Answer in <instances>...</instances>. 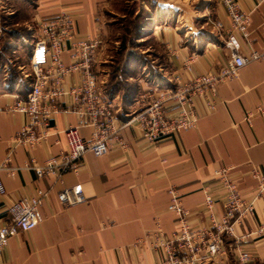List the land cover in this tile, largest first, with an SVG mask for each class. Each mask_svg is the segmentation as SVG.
Wrapping results in <instances>:
<instances>
[{"label": "crops", "instance_id": "0c3cea01", "mask_svg": "<svg viewBox=\"0 0 264 264\" xmlns=\"http://www.w3.org/2000/svg\"><path fill=\"white\" fill-rule=\"evenodd\" d=\"M108 2L36 0L33 6L36 24L66 12L74 18L78 41L95 37L97 27L104 37L108 28L100 14ZM153 2L165 7L163 17L158 19L152 12L137 40L141 42L139 46L153 42L158 49L140 47L137 52L138 49L127 43L121 62L115 64L116 60L109 61L103 48L93 66L98 84L114 108L116 121L121 124L127 123L139 110L136 103L139 96L187 83L193 76L214 75L230 61L222 36L208 21L210 18L227 22L218 0ZM236 2L250 18L251 44L242 43L241 49L245 54L249 49L261 52L264 0ZM187 61L191 71L185 67ZM63 62L70 64L66 54ZM77 84V73L66 75L62 84L66 95L61 99V107L73 102L70 92ZM17 93L23 99L26 96L15 87V81L11 86L0 82V161L13 149L11 166L19 168L32 161L43 165L65 151L62 131L75 126L77 117L71 112L58 114L51 121L55 129L45 143L33 149L26 145L14 146L12 137L26 124L24 115L7 110L15 103L13 95ZM217 100L215 111H203L196 129L179 132L155 147L142 140L136 126L124 127L120 136L126 148L113 144L101 157L86 152L78 173L65 174L61 183L53 176L38 178L31 169H20L14 177L0 172L6 192L0 199V228L10 221L8 204L21 197H34L39 192L47 194L40 204L41 223L9 238L0 255V264L160 263L164 253L152 251L143 241L156 222L168 237L178 230L177 218L168 211L169 189H176L183 208L188 211L190 226H206L205 187L217 170L224 168L231 170L233 182L237 183L243 199L252 204V211L235 223L233 236H224V254L211 264H238L236 247L251 257L247 264H264V236L247 237L264 224V192L258 194V182L250 175L255 167L264 175V117L254 116L245 121L248 111L264 103V61L248 63L237 78L220 84ZM91 132L89 127L79 130L82 138H88ZM74 185L83 188L86 202L64 208L59 205L57 194L63 187ZM208 190H213L214 199L219 200L218 216L223 195L213 185Z\"/></svg>", "mask_w": 264, "mask_h": 264}, {"label": "built area", "instance_id": "2783aa9c", "mask_svg": "<svg viewBox=\"0 0 264 264\" xmlns=\"http://www.w3.org/2000/svg\"><path fill=\"white\" fill-rule=\"evenodd\" d=\"M218 2L224 9L227 22L213 21V28L222 36L230 61L214 75L193 76L187 83L139 96L136 102L139 110L125 124L116 121L114 108L93 72L98 53L105 46L100 27H97L95 37L87 36L85 40L78 41L74 33V18L70 14L64 12L39 21L38 32L30 39L32 46L28 72L18 67L22 77L15 80V87L25 92L26 96L23 99L19 93L14 94L15 103L7 107L9 112L20 113L26 118V124L12 137L11 142L14 146L26 145L31 149L45 143L55 129L51 121L58 114L74 113L77 124L62 131L66 149L58 156H52L43 165H36L32 161L30 165L16 168L11 166L12 149L0 161V172L5 171L14 177L20 169H31L38 178L53 176L61 183L65 174L78 173L79 163L86 152L101 157L113 144L126 148L120 133L128 125L136 126L142 140L152 147L179 132L196 129L203 111H215L219 103L217 88L220 84L237 78L239 71L248 63L264 61V38L261 52L249 49L245 54L241 49L242 43L247 46L251 44L249 13L244 12L236 0ZM96 22L99 24L98 19ZM65 54L69 56V65L63 62ZM185 67L192 70L188 61ZM73 73L78 74V84L70 92L73 102L61 107V99L66 95L62 89L63 80L66 75ZM254 116L264 117V103L248 111L245 121H250ZM84 127L92 129L88 138H82L79 134V130ZM230 172V169L225 168L217 170L205 187L203 208L208 223L200 228L190 226L188 211L183 208L176 189H169L168 211L177 218L178 230L168 237L156 222L153 231L146 234L143 242L152 251L160 250L165 256L162 262L155 264H211L223 256L224 236H233L235 223L252 211V204L243 199ZM250 175L258 182V194H262L264 175L256 167ZM212 185L223 195L222 211L218 216L216 207L219 200L214 199L213 190H208ZM5 193L0 178V199L4 198ZM46 196V193L39 192L34 197H21L7 205L10 221L0 228V255L7 247L9 238L30 231L41 223L39 209ZM57 201L64 208L83 204L86 202L83 188L80 185L63 187L57 194ZM252 235L264 236V224L247 237ZM235 249L238 264L251 261L249 255L242 253L238 247Z\"/></svg>", "mask_w": 264, "mask_h": 264}, {"label": "rangeland", "instance_id": "374dc122", "mask_svg": "<svg viewBox=\"0 0 264 264\" xmlns=\"http://www.w3.org/2000/svg\"><path fill=\"white\" fill-rule=\"evenodd\" d=\"M35 1L0 0V51H9L5 53L8 62L0 65V79L2 80L7 79L6 77L10 75L11 67L16 69L19 66L22 71L28 72V56L32 46L30 39L38 32L35 19L36 12L33 8ZM108 1L106 10L102 11L100 15L102 22L106 25L105 27L108 28L103 39L105 40L104 50L106 49V55H109L111 59L109 61L116 60L115 64L121 62L122 52L124 48H127V43L138 49L137 52L141 50L140 47L142 50L149 48V46L158 49L153 42H147L146 45L143 43L142 46H139L141 42L137 40V37L142 33V27L146 20L151 19L152 12L158 19L163 17V9L165 8L163 5L159 7L154 4L155 1L153 2V0ZM206 17L208 18L209 14ZM208 21L213 26V19L208 18ZM109 65L111 66V64ZM18 70L21 74V69L18 68ZM107 71L113 73L111 69ZM17 78H14L13 81ZM6 84L9 86L8 83Z\"/></svg>", "mask_w": 264, "mask_h": 264}, {"label": "trees", "instance_id": "16d2710c", "mask_svg": "<svg viewBox=\"0 0 264 264\" xmlns=\"http://www.w3.org/2000/svg\"><path fill=\"white\" fill-rule=\"evenodd\" d=\"M4 31V30H3ZM6 31V30H5ZM4 31V32H5ZM6 34V33H5ZM8 34V33H7ZM125 47V46H124ZM125 49V48H124ZM9 51L7 50V51H0V65L2 64V63H7L8 62V59L6 58V54L5 53H8ZM16 71V72H14V71ZM10 72H9V76L7 77V79H0V80H2V81H0V82H5V83H8L9 84V86H11L12 85V81H13V79L14 78H16V77H18V78H21L20 76H21V74L19 73V70H18V67L15 69L14 67H11L10 68V70H9ZM13 71V72H12Z\"/></svg>", "mask_w": 264, "mask_h": 264}]
</instances>
